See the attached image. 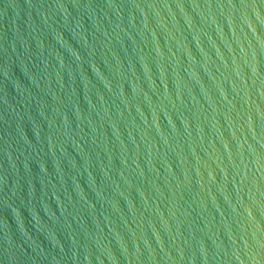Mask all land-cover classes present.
Masks as SVG:
<instances>
[{"label":"water","instance_id":"water-1","mask_svg":"<svg viewBox=\"0 0 264 264\" xmlns=\"http://www.w3.org/2000/svg\"><path fill=\"white\" fill-rule=\"evenodd\" d=\"M0 264H264V0H0Z\"/></svg>","mask_w":264,"mask_h":264}]
</instances>
